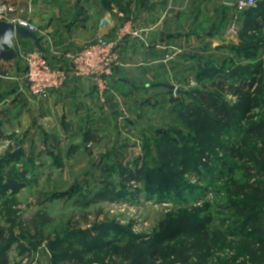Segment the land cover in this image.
I'll use <instances>...</instances> for the list:
<instances>
[{"label": "rangeland", "instance_id": "rangeland-1", "mask_svg": "<svg viewBox=\"0 0 264 264\" xmlns=\"http://www.w3.org/2000/svg\"><path fill=\"white\" fill-rule=\"evenodd\" d=\"M84 1L78 0L73 7V24L82 23L85 19L82 14L85 9ZM92 2L93 5L90 6L98 16L97 25L102 12L111 13L109 15L112 16L113 8L126 9L124 0ZM195 4L197 5L196 2ZM16 10L18 16L23 17V13H19L17 8ZM29 22L32 23L31 20ZM192 29L190 27L189 30ZM109 36L122 41L119 34ZM230 49L232 48L216 51L211 42L207 50L190 48L188 63L185 61L187 64L173 75L171 82H164L159 86L161 90L163 88L168 91L159 94L161 90L156 88L157 94H146L141 98L143 105L135 116L137 127L133 131L129 130L130 125L126 119L127 128L120 126L114 137L98 128L87 129V125L83 139L88 145L75 154L70 153L71 145L74 144L61 149L57 139L53 141L55 146L49 150L43 145L40 149L35 147L37 150L34 153L31 143L35 142L31 141L29 145L33 158L21 153L11 164L14 170L20 169L24 173L20 178L23 182L20 191L23 193L20 198L12 201L13 205H10L8 211L2 213V219L13 221L7 229L24 240L21 247L25 248V257L22 261H17V257L13 256V264H41L44 259L49 264H55L49 245L57 240L68 243L67 246L71 247L69 253L75 251L78 245L97 248L102 241L110 242L109 249L125 245L129 241H149L148 243L155 242L165 246L164 240L152 239L154 233L162 231V225H167L163 233L180 230L181 225L193 215V208L200 206L204 199L219 202L210 193L212 185L208 182V176H214L217 172L213 170L209 175L206 174L205 168L211 169L210 164L196 153L200 147L197 141L200 137H209L213 142L210 147L214 149L216 163L223 164L229 156L223 151L222 145L231 144L239 137L229 141L223 133H213L215 127L211 130L204 129L205 122L186 119L183 114L186 105L191 103L189 93L206 83L200 74L203 67L221 68L224 65L228 68L244 63L238 53ZM198 77L202 79L197 80ZM31 104L33 105L32 102ZM99 135H103L102 139ZM96 136L100 141L92 142ZM167 141L176 143L179 147L175 152V159L160 154L161 146ZM1 149L0 147V159L9 151ZM56 149H59L58 154H55ZM117 154H127V159L123 160L121 166L118 165L120 162L115 161ZM236 163L238 164L237 161ZM194 164L198 169L196 171L193 169ZM224 168L225 171L228 170V166ZM109 183L115 190V200L104 199L99 203H90L97 193L103 191L104 197L109 194ZM260 215L264 228V209ZM211 227L213 234L221 236L218 223ZM71 239L72 242L69 241ZM223 240L217 237L215 243L220 244ZM228 241L237 242V247L242 246L238 238H229ZM166 243L169 244L167 241ZM198 244L204 247L203 252H207L202 239L198 240ZM108 253L105 263L111 264L115 260L112 251ZM229 256L231 254L226 247L222 252L213 254L210 261H222ZM184 257H189V254H184ZM194 262L196 260L192 261Z\"/></svg>", "mask_w": 264, "mask_h": 264}, {"label": "crops", "instance_id": "crops-1", "mask_svg": "<svg viewBox=\"0 0 264 264\" xmlns=\"http://www.w3.org/2000/svg\"><path fill=\"white\" fill-rule=\"evenodd\" d=\"M77 1L0 0V3L13 4L23 17L38 27L46 55L54 65L64 64L68 51L88 45L99 35L119 34L122 40L118 51L121 65L109 78L107 99L111 105L110 112L103 111L93 82L76 77H72L63 89L53 92L34 106L28 90L18 82L25 66L16 62H0V130L4 135V140L0 142L1 150L21 151L25 157L33 158L29 145L31 141L35 142L31 143V150L35 153V147L40 149L44 145L49 150L55 146L53 141L57 139L61 149L74 144L70 153L75 154L88 145L83 139L87 125V129L98 128L114 137L120 126L127 128L126 119L129 130L133 131L137 127L135 116L143 105L141 98L146 94H157L156 88L160 89L164 82L172 81L173 75L188 63L190 48L207 50L211 42L213 48L219 51L221 49L217 48L227 50L241 43L243 24L240 18L237 34H227L230 17L235 11L233 5L226 4L225 0H124L126 9L115 7L112 16L102 12L98 25L97 13L91 7L93 0L83 2L85 19L82 23L71 22ZM103 21H106L105 26H102ZM190 27L193 28L192 33ZM135 31L139 32V37L133 36ZM21 42L24 41L16 40L17 49V44ZM25 43L37 48L30 42ZM174 49L182 52L177 54ZM172 54V59H168L167 55ZM263 57L264 51L260 50L257 61L264 62ZM167 91L162 88L159 94ZM99 136L102 139L103 135ZM96 138L100 141L98 136ZM16 143L19 146L15 147ZM6 175L7 172H4L2 177L6 178ZM20 189L15 198L21 197L23 191ZM11 196L12 189L0 197V207L3 208L4 201ZM2 218L0 215L1 224L7 227V219ZM23 243L20 237L12 246L8 253L9 264H13L14 257L17 261L24 259Z\"/></svg>", "mask_w": 264, "mask_h": 264}, {"label": "trees", "instance_id": "trees-1", "mask_svg": "<svg viewBox=\"0 0 264 264\" xmlns=\"http://www.w3.org/2000/svg\"><path fill=\"white\" fill-rule=\"evenodd\" d=\"M239 18L243 24L241 43L230 50L236 51L244 63L228 68L224 65L223 68L203 67L200 74L206 83L189 93L191 103L186 105L183 114L186 119L205 122L204 129L215 127L213 133H223L229 141L239 137L231 144L222 145L229 156L223 164L216 163L214 149L210 147L213 142L209 137H200L197 141L200 147L196 153L210 164L211 169L205 168L206 174L213 170L217 172L208 176V182L212 185L210 193L219 202L204 199L200 206L193 208V215L181 225L183 228L180 230L163 233L167 225H162V231L154 233L152 239L164 240L165 246L149 241H129L109 249V241L100 243L98 240L101 246L97 248L78 245L69 253L71 247L67 246L68 243L53 241L49 247L55 264H106L105 256L110 250L116 261L111 264H264V228L260 221L264 209V62L257 61L260 50L264 51V0L259 1L255 8L244 11ZM180 117L183 118L182 115ZM3 140L0 130V142ZM95 141L96 137L92 139ZM178 150L176 143L167 141L161 146L160 154L175 159ZM20 154L21 151L9 150L0 159V197L13 190V196L4 201L3 208L0 207V215L10 209L14 195L23 186L20 178L24 173L17 168L14 170L11 165ZM115 158L121 166L127 154H117ZM225 166H228L227 171ZM193 169L198 170L196 164ZM4 172H7L6 178L2 177ZM108 188V195L104 197L103 191L97 193L90 203L115 200L111 183ZM6 223L13 221L9 219ZM214 223H218L221 236L212 233L211 225ZM7 227L0 222V264H9L8 253L20 238ZM217 237L224 240L216 244ZM229 238H238L242 246L237 247V242L228 241ZM199 239L205 243L207 252L202 251L204 247L198 244ZM226 247L231 256L218 262L210 261L213 254ZM184 254H189V257H184ZM193 260L196 262L192 263Z\"/></svg>", "mask_w": 264, "mask_h": 264}, {"label": "built area", "instance_id": "built-area-1", "mask_svg": "<svg viewBox=\"0 0 264 264\" xmlns=\"http://www.w3.org/2000/svg\"><path fill=\"white\" fill-rule=\"evenodd\" d=\"M259 1L238 0L233 4L235 13H232L230 17L228 35L237 34L239 15L255 8ZM0 20L18 24L39 36L37 28L27 18L18 16L13 4L0 3ZM133 36L139 37V32L135 31ZM17 46L19 57L25 66L24 71L18 77V82L26 87L34 106H38L53 92L63 89L72 77H76L88 78L93 82L103 111L105 113L110 112L111 105L107 99L109 78L113 75L115 68L121 65L118 38L99 35L95 41L88 45L68 51L62 65L52 64L46 52L44 53L38 48H31L24 42L17 44ZM174 51L177 54L182 52L180 49H174ZM167 56L168 59H172L173 54Z\"/></svg>", "mask_w": 264, "mask_h": 264}, {"label": "water", "instance_id": "water-1", "mask_svg": "<svg viewBox=\"0 0 264 264\" xmlns=\"http://www.w3.org/2000/svg\"><path fill=\"white\" fill-rule=\"evenodd\" d=\"M238 0H225L228 5H233ZM106 25V21L102 22V26ZM16 40L35 43L37 48L45 53L40 37L27 28L18 24L0 20V62H16L24 65L19 57L16 49ZM19 146L17 143L15 145ZM41 264H49L47 260H43Z\"/></svg>", "mask_w": 264, "mask_h": 264}]
</instances>
